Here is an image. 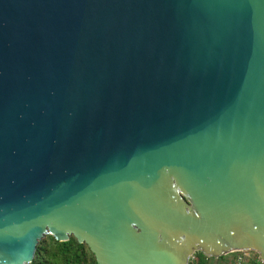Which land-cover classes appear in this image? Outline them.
Masks as SVG:
<instances>
[{
    "label": "water",
    "instance_id": "1",
    "mask_svg": "<svg viewBox=\"0 0 264 264\" xmlns=\"http://www.w3.org/2000/svg\"><path fill=\"white\" fill-rule=\"evenodd\" d=\"M46 235L264 262V0H0V264Z\"/></svg>",
    "mask_w": 264,
    "mask_h": 264
},
{
    "label": "trees",
    "instance_id": "2",
    "mask_svg": "<svg viewBox=\"0 0 264 264\" xmlns=\"http://www.w3.org/2000/svg\"><path fill=\"white\" fill-rule=\"evenodd\" d=\"M195 256L206 257L201 252H195L193 257ZM27 264H97V262L89 247L78 242L73 236L66 241H58L53 236L46 235L38 242L33 260Z\"/></svg>",
    "mask_w": 264,
    "mask_h": 264
},
{
    "label": "crops",
    "instance_id": "3",
    "mask_svg": "<svg viewBox=\"0 0 264 264\" xmlns=\"http://www.w3.org/2000/svg\"><path fill=\"white\" fill-rule=\"evenodd\" d=\"M192 264H259L260 258L253 250H236L219 257H192Z\"/></svg>",
    "mask_w": 264,
    "mask_h": 264
},
{
    "label": "built area",
    "instance_id": "4",
    "mask_svg": "<svg viewBox=\"0 0 264 264\" xmlns=\"http://www.w3.org/2000/svg\"><path fill=\"white\" fill-rule=\"evenodd\" d=\"M193 257V256H192ZM259 264H264V262L260 259V263Z\"/></svg>",
    "mask_w": 264,
    "mask_h": 264
}]
</instances>
